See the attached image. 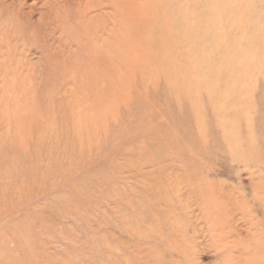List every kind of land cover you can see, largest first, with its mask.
Instances as JSON below:
<instances>
[{"label":"rangeland","instance_id":"1","mask_svg":"<svg viewBox=\"0 0 264 264\" xmlns=\"http://www.w3.org/2000/svg\"><path fill=\"white\" fill-rule=\"evenodd\" d=\"M0 264H264V0H0Z\"/></svg>","mask_w":264,"mask_h":264}]
</instances>
